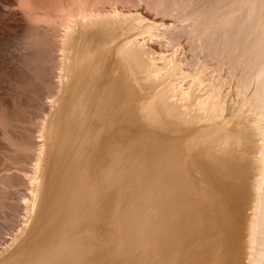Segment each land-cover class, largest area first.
<instances>
[{"label": "bare ground", "instance_id": "1", "mask_svg": "<svg viewBox=\"0 0 264 264\" xmlns=\"http://www.w3.org/2000/svg\"><path fill=\"white\" fill-rule=\"evenodd\" d=\"M227 1L212 0L213 20ZM250 1L239 2L245 15L206 26L208 37L197 32L210 41L220 31L215 49L249 56L259 85L238 80L248 88L238 97L225 79L207 84L214 68L188 73L155 58L136 39H156L138 15L80 9L71 17L61 93L40 137L45 162L31 178L28 220L0 264H264V0Z\"/></svg>", "mask_w": 264, "mask_h": 264}, {"label": "rangeland", "instance_id": "2", "mask_svg": "<svg viewBox=\"0 0 264 264\" xmlns=\"http://www.w3.org/2000/svg\"><path fill=\"white\" fill-rule=\"evenodd\" d=\"M166 1L167 3L169 2V5L166 4ZM182 1L183 0H0V253L3 251V248L6 249L11 244L13 239L18 237L23 224L26 223L30 214L29 204L31 203L33 179L40 174L39 171H41L43 163L45 162L43 157L45 156L44 158H46V154L44 155L46 147H44V144L42 146L40 137L43 135L42 131L44 124L51 117L52 102H55L56 98H59L61 93L58 91L60 90L58 88V73L60 74L61 72V62L59 60L62 61L63 58V55H61L63 52L61 50L63 42L65 41L64 37L66 39L65 33H67V28L72 19L71 17L77 16L80 9L88 12L99 11L104 15L109 14V16L112 15L113 12L118 14L121 13V16L138 15L141 17L139 20L142 24L141 26L151 27L154 33L153 38L158 40H150V36L145 33L141 34L143 37L139 35L136 39L138 43H144L147 47L152 49L155 52V58H158L160 54V56L167 57L170 60L178 61L181 63L182 70L188 73L197 69H191L192 66L196 67L199 65V67L197 66L199 69L205 65L204 67L212 69L213 72L216 71L213 73V77L210 75L211 79L207 77V84L217 83L219 79V81L222 82V79H225L227 81L226 83L229 84L227 85L234 89L235 97L236 95L238 97L239 93H237V91L241 93L244 91L243 88H250L249 90L252 91L258 88L257 72L254 73V77L247 73L248 70L246 67L249 65L245 66V62L248 64V55H246L245 58V56L242 55L243 53L240 52L239 54L236 52L235 55H239L238 58L240 55H242L243 58L239 60L236 58L238 63L236 62L235 65L234 62L230 63L229 61L230 59L233 60L236 56H233V58L229 57L230 55L228 56L227 53L225 54V49L221 50V52L220 50L218 51L222 42L221 40L217 42L216 39L223 37L221 36L222 32H213L212 34L214 36L216 33L219 35L218 32H220L221 35L220 37L216 35L217 38H214L212 35L213 37L210 41L202 39L204 36L208 37L205 35L206 31L208 33L209 30L206 26L215 25L212 24L215 21V23L219 21L221 23L224 19V21H228L231 17L235 18L234 15L236 16V14L243 16L245 15L244 10L246 6L239 3L240 0H232L231 3H229L228 0L224 3V5H227H223L224 9L222 8L220 11L219 8L218 21L211 18L215 16L213 15L215 13L213 12L214 9H212L215 3L212 6V0H204V2L206 1L204 6L207 8L209 7L210 10L212 9L211 11L205 10L206 8L203 6L204 2L202 3V0ZM152 2L155 5H152ZM191 2L194 4L192 5ZM197 2H199V6H201L200 8ZM200 2L202 4H200ZM207 2L211 5H207ZM216 3H218V1ZM249 3L255 5L256 1L251 0ZM232 5L238 6V8L236 9ZM233 7L235 10L232 9ZM263 10L262 13H264ZM194 11H196L198 15L193 17L192 13L194 14ZM201 12L202 14H200ZM210 12L213 13L210 14ZM205 13H207V16L210 14V18L207 17ZM188 15H190L191 18ZM199 15L203 18V20L201 19L202 22L199 20V18H201ZM262 15L263 14H261V16ZM195 17H198V20H196ZM223 17L224 19L222 20ZM206 18L209 19L208 23ZM193 21H195V23ZM204 21L207 24H203ZM196 24L197 26L200 25L199 30ZM202 28L206 29L202 32ZM163 30L166 36L163 34ZM197 32L199 34L203 33L202 36H200L202 38L199 39V34ZM196 33L198 35H196ZM166 37L168 40L165 39ZM169 38L174 42H170ZM201 39L203 42L205 41L204 44L201 42ZM207 39L208 38H206V40ZM213 40L217 43L218 49L213 47H217L215 44L213 45ZM192 42H194V44ZM209 43L215 50L209 48ZM222 51L224 54H222ZM216 53L219 56L221 54V56H217ZM193 54L196 55L192 58ZM225 55L227 56V60H225ZM211 57H214L213 61ZM193 59H195V62H192ZM207 59H210L211 62ZM215 59L220 62L214 61ZM240 60L241 62L244 61L243 64L239 63ZM222 62L224 63L223 66L221 65ZM227 64L228 66L230 64L232 70L235 68L233 70L236 71L234 74L233 71L227 67ZM219 68L220 70H218ZM237 68H239V70ZM252 68L253 67L250 69ZM228 70H230V72ZM240 71H242V73L245 72V74H242ZM208 72L211 73L210 71ZM240 73L244 76L243 78L241 76L239 77V75H241ZM231 75H233V78L230 77ZM245 75H247L246 81ZM250 76L254 78L253 84L251 82L252 80H250L252 77ZM215 79L217 80L215 81ZM238 80L241 82L243 81L245 84L249 82L248 88L247 85L243 83L238 85V83L240 84V82H237ZM223 82L225 81L223 80ZM235 84L240 87L238 88L239 90Z\"/></svg>", "mask_w": 264, "mask_h": 264}, {"label": "water", "instance_id": "3", "mask_svg": "<svg viewBox=\"0 0 264 264\" xmlns=\"http://www.w3.org/2000/svg\"><path fill=\"white\" fill-rule=\"evenodd\" d=\"M59 127V129L61 128V126H58ZM50 174H51V178H52V176H53V188H54V170H53V168H52V171H51V169H50ZM52 182H51V180H50V178H49V182H48V188H47V190H49V193H48V191H47V194H48V201H49V198L51 197V187H52ZM44 211H47L46 209H47V207H45L44 206Z\"/></svg>", "mask_w": 264, "mask_h": 264}]
</instances>
